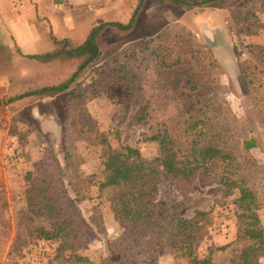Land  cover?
<instances>
[{
	"label": "rangeland",
	"instance_id": "rangeland-1",
	"mask_svg": "<svg viewBox=\"0 0 264 264\" xmlns=\"http://www.w3.org/2000/svg\"><path fill=\"white\" fill-rule=\"evenodd\" d=\"M138 3L0 0L4 25H0V264H185L155 238L134 242L111 208L112 192L100 193L97 186L78 204L85 237L74 251L60 253L58 241H46L27 229L26 197L39 187L42 177L54 173L52 156L62 167L65 182L68 152L79 156L83 175L96 173L100 179L101 162L110 146L114 151L137 147L145 160L159 156V145L150 137L162 124L179 143L189 146L194 139L186 132L189 124L225 113L226 121L235 124L230 125L227 150L240 157L243 137L258 142L249 152L257 166L246 176L264 202V0H225L190 10L164 0H146L132 31L103 32L98 59L68 91L8 103L27 90L68 80L83 61L43 64L20 53L16 32L3 27L19 23L21 10L28 11L25 5L31 7L30 22L37 25L46 49L51 33L72 34L76 40L105 22L127 23ZM250 23L253 29H247ZM150 40L153 43L145 46ZM114 60L131 71L125 68L127 73L106 84L96 69ZM242 63L248 67L247 80L241 74ZM73 92L82 93L77 102H72ZM215 123L221 125L220 118ZM103 136L109 147L102 144ZM223 195L221 185L199 176L182 195L169 196L163 183L157 196L165 206L176 197L177 214L185 219L210 213L202 220L205 228L198 234L195 250L204 255L210 247L228 245L216 254L214 264H231L243 245L242 219L233 203L237 193ZM259 216L264 224V208ZM256 264H264V254Z\"/></svg>",
	"mask_w": 264,
	"mask_h": 264
},
{
	"label": "trees",
	"instance_id": "trees-1",
	"mask_svg": "<svg viewBox=\"0 0 264 264\" xmlns=\"http://www.w3.org/2000/svg\"><path fill=\"white\" fill-rule=\"evenodd\" d=\"M145 1L139 0L128 24L120 22L100 24L92 29L85 42L79 46L72 47L67 39L58 41L52 36L58 46L55 51L26 57L42 63L55 59H83L80 66L68 80L27 90L11 97L8 103L29 97H55L68 91L76 83L79 75L98 59L99 40L103 32L107 28H113L120 33H129ZM164 2L181 10H190L216 3L222 4L225 0H164ZM253 25L250 23L247 29H253ZM152 43L150 40L144 45ZM122 64L123 62L119 60L106 62L96 69V73L99 79H104L108 84L113 78L127 73L125 68L130 70V66ZM248 72L246 63H242L241 74L246 80L250 75ZM93 93L96 96L100 95L96 90ZM81 97L82 93L73 92L72 102H77ZM219 116L199 118L189 124L186 132L191 133L194 138L189 146L179 143L165 124L160 125L150 137V140L156 141L159 145V156L151 160H145L137 147L121 146L120 150L114 151L107 138L103 136L102 144L110 146V149L102 159L100 179L96 173L83 175L80 170L81 163L76 158L78 155L68 152L64 166L68 181L65 182L62 167L52 156V151L46 148V152L52 156L55 171L42 177L39 180V187L28 192L26 197L28 231L32 234L37 233L46 241H58L60 253L74 251L77 243L85 237L84 222L78 204L90 194L92 187L97 186L100 193L106 190L112 192L111 208L133 235L134 242L142 238H155L158 244L171 250L176 261L185 264H214L216 254L225 251L228 245L210 247L204 255H199L195 250L198 234L205 228L202 220L210 213L198 212L194 218L185 219L177 214L176 208L180 202L176 201V197L168 206L157 202L161 184L164 183L168 195L174 197L185 193L188 187L202 176L221 185L224 197L237 193L233 203L236 214L242 219L240 234L243 245L231 264H256L257 259L264 254V224L259 216V212L264 208V202L257 189L250 184L251 181L246 174L257 166L256 160L249 152L257 147L258 142L254 137H243L244 155L240 157L227 150L225 144L231 137L230 125L235 127V124L226 121L225 113H220ZM218 118L221 125L215 123ZM115 131L116 136L120 138L118 130ZM38 219L43 220L38 222Z\"/></svg>",
	"mask_w": 264,
	"mask_h": 264
},
{
	"label": "crops",
	"instance_id": "crops-1",
	"mask_svg": "<svg viewBox=\"0 0 264 264\" xmlns=\"http://www.w3.org/2000/svg\"><path fill=\"white\" fill-rule=\"evenodd\" d=\"M54 2H56V0H54ZM65 2H66V0H65ZM25 7L28 8V11L21 10V12H20L21 16L19 17V20H20L19 23L17 22L16 24L15 23L10 24L8 26V28L3 27L5 30L10 29L11 31L16 32L14 34V38L16 40L18 47H19L18 51H20V53H22L25 56L36 55V54H45L48 52L55 51L58 48V46L54 43L52 36H54L58 41H61L63 39H67L69 44L72 47L79 46L85 42V40L88 38L90 32L92 31V30L85 31V33L82 36L80 35L76 40L73 38L72 34H68L66 36H59L56 33L55 34L51 33V34H49V36H47L49 38V45H48V48L45 49L44 44L41 43L39 40L40 36H39L38 32H40V31H39V29H37V25L34 22H30L31 20L29 19V17H31L30 15H32L31 10H30L31 7H29V4L25 5ZM132 17H131V19H132ZM130 20L127 23H125L126 22L125 20L121 21L120 23L128 24L130 22ZM0 25L4 26L3 22H1ZM134 27H135V25H134ZM134 27H133V29H134ZM32 60H34V59H32ZM62 60H71V59H67V58L66 59H55L51 62L43 63V64H49L52 62L62 61ZM35 61H37V60H35ZM37 62H39V61H37ZM39 63H42V62H39Z\"/></svg>",
	"mask_w": 264,
	"mask_h": 264
},
{
	"label": "built area",
	"instance_id": "built-area-1",
	"mask_svg": "<svg viewBox=\"0 0 264 264\" xmlns=\"http://www.w3.org/2000/svg\"><path fill=\"white\" fill-rule=\"evenodd\" d=\"M57 3H63L65 0H56Z\"/></svg>",
	"mask_w": 264,
	"mask_h": 264
}]
</instances>
